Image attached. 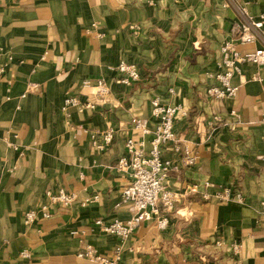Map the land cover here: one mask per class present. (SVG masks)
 I'll return each mask as SVG.
<instances>
[{
    "label": "crops",
    "instance_id": "obj_1",
    "mask_svg": "<svg viewBox=\"0 0 264 264\" xmlns=\"http://www.w3.org/2000/svg\"><path fill=\"white\" fill-rule=\"evenodd\" d=\"M230 1L256 18L264 14V0H0V62L7 65L0 77V264H98L78 257L86 245L106 257L120 247L119 264H264V85L248 81L257 71L264 77V67L244 68L247 82L234 99L207 94L214 84L208 74L238 21L224 6ZM121 61L139 67V82H118ZM101 78L110 87L102 99L84 86ZM30 83L38 87L30 91ZM69 95L97 106L65 113ZM156 97L187 111L175 122L178 142L199 156L166 185L185 192L195 184L199 192L187 194L167 229L144 223L122 242L95 222L133 215L122 197L131 176L116 164L126 140L142 138L133 119L158 124ZM216 115L221 124L214 128ZM110 127L116 138L99 152L91 135L100 142ZM179 157L171 149L164 154ZM205 182L210 193L237 186L244 201H204ZM59 189L80 202L54 206L51 218L27 224L26 213L46 202V191ZM95 195L98 201L81 205Z\"/></svg>",
    "mask_w": 264,
    "mask_h": 264
},
{
    "label": "built area",
    "instance_id": "obj_2",
    "mask_svg": "<svg viewBox=\"0 0 264 264\" xmlns=\"http://www.w3.org/2000/svg\"><path fill=\"white\" fill-rule=\"evenodd\" d=\"M224 6L236 10L238 21L233 25L220 48L217 70L208 74L213 78L214 84L208 88L207 94L214 100L236 98L240 88L247 82V79L241 80L247 65L264 67V14L256 18L249 13L247 7H240L234 1ZM253 44H259V47L253 51L240 50V47ZM6 70L7 65L0 62V77L6 73ZM116 71L120 75L118 82L125 86L139 82L142 78L139 67L126 61H121ZM236 79L239 80L238 83L235 82ZM248 81L264 85V77L259 71L252 73ZM84 86H92L96 97L100 99L110 94L109 84L104 78L94 83L86 82ZM37 87V84L30 83L28 90L31 91ZM170 92L173 93V90ZM96 106V103L90 99L84 100L82 97L69 95L64 99L62 109L65 113L71 110L83 113L88 109L94 110ZM151 106L152 115L158 120V124L150 128L145 120L133 119L132 125L141 133L142 138L139 142L128 138L126 140L127 153L119 158L116 164L119 171L130 173L131 181L124 189L122 197L124 203L131 205L133 215L127 220L116 219L111 223H104L100 219L95 222L101 231L119 238L122 242L129 240L144 223L153 222L159 230L167 229L173 214L186 199L187 194L199 192L195 184L189 185L185 192L173 190L166 185L172 173H177L184 168L195 167L199 163L198 154L187 145H180L178 142L175 122L179 117L186 116L187 111L180 105L164 103L158 97L151 101ZM232 115L238 117L234 111ZM209 124L214 128L218 127L221 124V118L216 115ZM262 124L264 125V114ZM149 136L151 139L148 142L146 138ZM99 138L100 142L97 141L95 134L91 135L92 145L97 151L104 152L113 144L116 131L110 127L101 131ZM169 149L179 154L180 157L177 160H165L164 154ZM210 186V182L204 183L205 191L201 194L204 201L214 200L216 203L244 201L243 193L237 186H227L215 193L209 192ZM98 199V195L88 197L81 201V205L84 207ZM45 200L46 202L37 209L26 213L27 224H32L39 219L51 218V208L54 206L68 208L80 202L76 193L65 189L46 191ZM231 248L233 254H239V245L233 244ZM20 256L28 258L30 254L27 250H22ZM78 257L98 264H119L122 259V249L118 247L113 256L106 257L99 254L91 245H86L78 253Z\"/></svg>",
    "mask_w": 264,
    "mask_h": 264
}]
</instances>
